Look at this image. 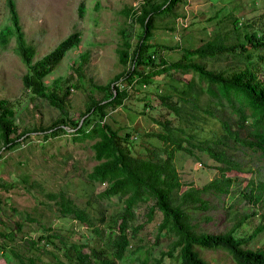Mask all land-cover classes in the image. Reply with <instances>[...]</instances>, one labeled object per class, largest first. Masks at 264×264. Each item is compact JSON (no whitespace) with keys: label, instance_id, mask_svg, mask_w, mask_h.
Listing matches in <instances>:
<instances>
[{"label":"rangeland","instance_id":"374dc122","mask_svg":"<svg viewBox=\"0 0 264 264\" xmlns=\"http://www.w3.org/2000/svg\"><path fill=\"white\" fill-rule=\"evenodd\" d=\"M142 1L14 0L24 39L34 49L31 61L52 49L70 32L78 30L79 37L41 78L47 91L64 94L63 112L23 86L21 75L27 71V65L12 51L13 40L0 48V98L8 101L15 127L10 133L14 139L11 147H6L0 139V232L13 230V239L0 235V243H14L13 246L18 247L23 243L24 235L34 238L42 224L63 233L69 230L71 237L76 239L90 235L76 220L57 215L52 199L47 198L48 192L61 191L94 215H107L117 209L114 199L97 196L103 185L85 177L95 162L89 147L91 140L72 139L69 133L52 136L47 126L56 122L71 130L72 121L83 119L81 115L89 99L102 94L92 85L112 82L116 74L129 68V61L121 63L118 60L116 49L126 39L131 55L142 33V26L135 18ZM79 3H82L81 16L77 14ZM174 12V17L164 14L162 18L154 19L145 39L149 62L175 60L181 56L182 47H195L217 31H229L230 35L234 27L259 30L264 21V0H178ZM6 22L5 0H0V28ZM83 53H86L84 60ZM251 59L256 77L264 78V61L255 51ZM199 62L212 70H229L239 67L237 64H245L241 60L224 59ZM149 66L137 65L139 69ZM122 75L117 83L125 86L126 95L120 104L108 107L102 119L117 128L125 138L122 143L130 152L144 155L148 148L159 145L160 140L149 133L162 131L157 121L167 119L171 126L183 130L179 136L184 148L175 150L173 159L182 187L199 186L220 176L217 166L222 162L196 145L203 140L211 143L222 132L220 120L228 118L227 106L210 99L192 71L180 73L171 69L154 75L145 84L137 82L135 75L125 79ZM187 80L192 85L190 89H186ZM158 94L168 95L169 100L179 106L180 116L159 103ZM95 118L97 114L93 115ZM230 124L234 127L232 122ZM226 152L238 164L225 171L234 180L225 193L205 194V208H189L191 219L198 231L218 232L232 228L234 238L245 240L243 246L264 251V204L250 203L240 193L249 181L254 184L264 179V158L232 140H229ZM3 184L8 186L3 187ZM149 203L150 200H146L136 207L134 223L139 226L135 234H128L132 247L149 246L150 254L157 255L159 250L167 248V239H158L156 245L151 243L160 212L154 210L150 219H146ZM15 223H19L20 230L15 229ZM200 255L207 260L215 254L203 250ZM42 257L47 258L45 254ZM222 257H225L222 263L215 264H232L229 256L221 254ZM0 264H16L10 253L1 247ZM132 264L138 263L134 260Z\"/></svg>","mask_w":264,"mask_h":264},{"label":"trees","instance_id":"16d2710c","mask_svg":"<svg viewBox=\"0 0 264 264\" xmlns=\"http://www.w3.org/2000/svg\"><path fill=\"white\" fill-rule=\"evenodd\" d=\"M176 1L178 0H143L139 13L135 16L142 26V33L131 55L126 39L116 49L118 60L121 63L129 61V68L116 74L112 82L92 85L102 91V94L98 98L89 99L81 115L83 119L72 121L71 130L56 122L47 126L52 136L69 133L72 139L91 140L89 147L95 162L85 173V177L102 184L97 196L114 199L113 202L118 204L117 209L107 215H94L63 192H48L47 198L52 199L57 215L76 220L88 229L90 235L76 239L71 237L69 230L63 233L42 224L34 238L26 235L22 237L23 243L19 248L14 247V243H0V247L10 253L16 264H132L134 260L138 264H215L222 263L225 257L221 259V254L229 256V263L232 264H264V251L243 246L245 240L234 238L232 228L218 232L198 231L188 211L189 208H205V194L214 191L225 193L234 180L225 174L227 169L238 167L237 162L227 155L229 140L250 148L264 158V78L256 77L253 71L255 64L251 63L254 51L264 61V21L259 30L248 29L244 25L243 29L234 27V30H230V35L229 31H217L195 47H182L181 56L175 60L149 62L150 53H145L148 45L145 39L149 36L155 18H162L164 14L169 17L176 15ZM5 6L7 22L0 28V48H5L13 40L12 51L27 65V71L21 75L23 86L34 95L46 98L51 106L63 112L64 94L57 95L47 91L41 78L52 70L68 48L77 43L79 31L70 32L52 49L31 61L34 49L24 39L14 0H5ZM77 14H82V3L77 6ZM81 57L84 60L86 53ZM206 59L241 60L245 64H237L239 67L229 70H212L206 69L199 62ZM138 64L150 66L139 69ZM171 69L180 73L192 71L210 99L223 107L226 105L229 112L227 119L220 120L222 132L211 143L203 140L196 145L205 149L213 159L222 162V165L217 166L220 176L199 186L189 184L182 187L173 163L174 151L184 148L179 136L183 132L181 127L171 126L167 119L158 120L162 131H151L149 134L157 137L160 144L148 148L144 155H134L122 143L125 138L118 133L117 128L111 127L102 119L106 109L120 104L126 95L125 86L121 82L117 83L120 75L123 74V79L135 75L137 82L145 84L154 75L167 73ZM185 84L186 89L192 86L189 80ZM158 98L159 103L180 116L179 106L169 100L168 95L158 94ZM206 112L212 114L211 111ZM10 114L8 101L0 98V139L6 147H11L14 142L10 137L15 129ZM94 114H97L95 119ZM231 122L234 127H231ZM7 186L3 184V187ZM263 192L264 179L254 184L249 181L240 191L248 202L259 205L264 204ZM146 200H150L145 211L146 219H150L154 210L160 212L156 235L151 243L156 245L158 239H167V248L159 250L157 255L150 254L149 246L132 247L128 234L136 233L139 225L134 223L135 209ZM20 228L19 223H15V229ZM0 235L12 240L13 230L0 232ZM47 245L53 249H49ZM203 250L214 253V257L211 255L206 260L200 255ZM43 254L47 256L46 259H43Z\"/></svg>","mask_w":264,"mask_h":264}]
</instances>
